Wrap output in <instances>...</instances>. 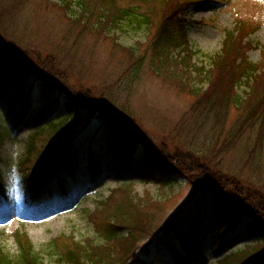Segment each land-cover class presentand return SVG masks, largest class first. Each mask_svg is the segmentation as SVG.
<instances>
[{"label":"rangeland","instance_id":"rangeland-1","mask_svg":"<svg viewBox=\"0 0 264 264\" xmlns=\"http://www.w3.org/2000/svg\"><path fill=\"white\" fill-rule=\"evenodd\" d=\"M83 13L75 1L0 0V57L5 59L7 54L16 55L29 64L26 66L30 71L36 73L21 82L18 89L0 92V133L3 136L0 169L8 191L5 205L0 206V248L13 256L20 254L15 236L17 231L27 233L39 251L46 249L48 243L60 235H74L84 242L92 240L101 243L103 239L95 229L94 215L99 217L98 207L105 211L110 209L109 206L99 205L115 189L114 198L125 194L124 197L129 196L133 203L140 202L144 212L149 214L143 224L146 230L137 234V258L128 264H250L257 259L252 257L257 251L259 256H263L257 264H264V227L261 234L251 232L246 228L247 219L244 218L237 225L216 232L204 231L201 226H185L187 236L184 238L177 237L171 230L164 233L167 221L191 199L201 197L206 216L213 212L212 197L198 193L185 173L170 174L169 185L161 186L134 171H118L113 159L102 158L96 165L97 177L94 181L89 180L87 171H83L78 178L67 181L68 192L64 195L58 188L60 167L55 164L42 186L43 194L24 199L22 179L25 171L32 169L33 161L26 165L21 161L26 155L29 137L43 125L58 122L55 119L63 113L61 104L66 95L73 96L78 107L69 117L76 120H72L71 129L61 143L70 141L71 147L79 149L82 165L88 162V152L100 157L105 149L101 111L116 123L123 117L129 126L156 148L171 152L179 141L187 140L197 146L187 136L186 123L198 98L187 85L193 83L207 89L210 85L208 81H199L195 71L192 73L194 78L185 75L187 77H183L185 80L182 79V83L181 79L173 80L169 73L184 66L179 63L180 55L174 56L178 64L170 70L166 63L155 60L150 48L156 31L154 27L148 31L146 26L139 27L136 22L123 20L120 28L107 26L97 30L94 19L83 23ZM184 15L187 41L195 55L192 62L198 67H212L211 59L222 52L227 31L235 30L240 20L256 28L247 38L257 46L249 51V59L254 63L264 60V49H261L264 46V0H201L190 6ZM155 22L158 26L161 18H156ZM84 27L85 34L79 36V30ZM178 52L182 53L176 49L172 54ZM139 63L138 76L130 82V94L123 92L116 96V84L119 81L123 84ZM45 86L52 92L51 99L44 96L42 89ZM237 90L246 97L249 87L242 84ZM26 92L30 93L27 107L18 108ZM110 96L125 109L117 106L116 111H112V107H105L103 101L106 102ZM56 99L58 101L45 113L43 110L44 116H41L39 111L46 108L48 100ZM20 109L22 115L18 114ZM242 112L239 108H232L230 121L225 125L219 144L211 145L215 146V152L218 151L215 158L218 164L215 166L225 173L231 172L229 168H243L252 181L250 187L262 191L264 195V147L253 153V142L240 141L228 150L224 148L226 138L229 139L236 130V122ZM43 133L46 135V131ZM246 134L242 136L243 140L248 138ZM46 142V136L40 137L36 141L35 153L39 154V147ZM211 143L207 141L206 145L210 148ZM199 149L207 151L206 146ZM228 181L230 183L231 179ZM239 190L235 194L237 200L242 201L248 194L243 188ZM129 232L128 228L123 233ZM159 235L163 238L159 239ZM168 247L173 250V255L167 252ZM44 256L45 264H58L55 257L46 252ZM181 258H185V262Z\"/></svg>","mask_w":264,"mask_h":264},{"label":"trees","instance_id":"trees-1","mask_svg":"<svg viewBox=\"0 0 264 264\" xmlns=\"http://www.w3.org/2000/svg\"><path fill=\"white\" fill-rule=\"evenodd\" d=\"M60 1L77 2L85 14L83 23L85 20L89 22L90 18L94 19V26L97 30L107 28V26L111 29L120 28L123 20L136 22L139 27L146 26L148 31H152V27H154L156 31L150 48L155 54V60L158 59L159 63H166L167 69L170 70L173 65L178 64L177 59L174 60V56L176 58L180 55L179 63L184 66L183 69L179 68L178 71L173 70L169 73L170 77L173 80L181 79L182 83L183 77H187L185 75L193 77L192 73L195 71L199 81H208L210 84L207 89L199 88L193 83L187 85L198 98L189 115V121L186 123L187 136L192 138L199 148L206 146L207 151L200 150L191 144L190 140L182 143L179 141V145L175 146L171 152L161 147L156 148L153 143L147 142L141 133L129 126L123 117L116 123L111 121L110 116H107L106 113L102 111L99 113L105 126L103 156L113 158L120 170L134 171L138 176L161 186L169 185L168 178L171 175L185 173V176L191 179L193 185L196 186L198 193L208 194L214 200L213 212L210 216H206L201 197L195 200L191 199L167 221L164 233L171 230L177 237L184 238L187 236V232L184 231L185 226H201L204 231L208 232L221 231L225 227L237 225L244 218L247 219L246 228L248 230L261 234L264 227V195L262 191L255 190L253 186V188L250 187L252 181L246 176L243 168H229V170L231 169L230 174L220 171L215 166L218 164L215 162L218 152H215V146L219 144L218 142L224 134V128L230 121L233 107L239 108L243 112L236 122V130L229 139L226 138L225 150L231 146H237L243 141L254 143L253 153H257L264 147V60L254 63L248 56L249 51L257 48L247 39L251 31L255 32L256 28L247 26L244 20H240L235 31L227 32L222 52L211 59L212 67L207 69L204 65L198 67L192 62L195 55L187 41V21L184 15L190 6L201 0ZM126 2H128L127 6ZM138 9L139 12H137ZM158 17L161 18V24L157 26L155 19ZM85 31L86 27L79 30V36H83ZM83 40L84 37L79 40L77 49ZM176 49L182 53L172 54ZM261 49L263 50L264 46ZM132 53L134 52L132 51ZM11 63L16 65L12 66ZM26 65L29 64H25L16 55L7 54L5 59L0 57V90L18 89L21 82H25L31 75H36ZM139 68L140 63L123 84L121 81L116 84L118 86L116 96L122 95L123 92L130 94V82L138 76ZM52 73L55 74L53 71ZM55 76L57 77L58 73ZM242 84L249 87L246 97L241 96L237 90ZM42 91L47 99H51L50 93L52 92L46 86ZM29 97V92L24 93L18 106L26 105ZM65 97L66 99L61 104L63 113L55 119L58 122L49 126L45 125V128L42 127L35 131L29 138L26 155L22 161V164L33 161L32 169L25 173L27 175L24 178V183L28 188L42 185L55 163L61 170L58 175L61 185H63L65 177L75 176L84 168L80 164L78 148L74 149L68 143L65 144L64 149L59 146L68 130L71 129V123L76 120L74 118L72 121L69 117L78 107L73 96L66 95ZM111 97H107L106 102L103 101L105 107H112V111H116L117 106L125 109L117 104L116 98ZM57 101V99L48 100L46 108L39 112L44 110L45 113V110ZM41 115L43 116V114ZM44 131H46V135H43ZM246 133H248V138L243 140L242 136ZM254 134L256 139L252 141ZM43 136L47 137V142L39 147L41 151L37 154L35 153L37 151L36 141ZM207 141L212 142L210 148L209 145H206ZM212 144H215L214 148L211 146ZM1 145L0 136V147ZM219 151L221 152V149ZM95 160L97 157L90 159L87 167L90 171L93 170L92 166ZM229 178L231 179L230 183ZM253 184L255 185V183ZM3 187L4 182L0 177V194L2 196L5 195ZM232 188L235 189L232 190ZM239 188H243L248 194L242 201H238L237 194H235L236 190L240 191ZM114 193L115 191L101 204V206H109L110 209L105 211L99 208L97 209L99 217L94 215L95 229L103 239L101 243H95L92 240L84 242L78 240L74 235H60L48 243L45 250L39 251L27 233L17 232L15 236L20 246V254L13 256L0 248V264H45V252L49 256L55 257L58 264H128L137 258L139 249L137 234L146 230L143 224L149 214L144 212L140 202L133 203L129 196L124 197L125 194L114 198ZM228 193L232 195H228ZM128 228L130 232L124 234V230ZM162 238V235H159V239ZM185 250L188 254V249L185 248ZM258 253V251L255 252L252 257L254 259L258 257ZM180 260L185 262V258ZM253 261L250 264H257L259 259ZM144 262L146 263V261ZM146 264L156 263L147 262Z\"/></svg>","mask_w":264,"mask_h":264}]
</instances>
